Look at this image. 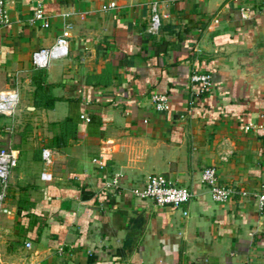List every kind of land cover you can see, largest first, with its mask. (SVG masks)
<instances>
[{"label":"crops","instance_id":"obj_1","mask_svg":"<svg viewBox=\"0 0 264 264\" xmlns=\"http://www.w3.org/2000/svg\"><path fill=\"white\" fill-rule=\"evenodd\" d=\"M110 1L45 0L44 28L28 23L34 0H6L0 91L27 83L36 126L32 141L8 144L18 161L22 151L28 158L11 172L0 264H264L255 199L215 202L201 182L207 166L235 190L264 182V130L255 126L264 85L248 83L238 64L264 27V0H113L102 9ZM153 2L169 14L157 34L148 29ZM65 21L68 56L34 68L33 51L50 46ZM36 71L53 86L49 107L35 103ZM201 72L212 75L209 90L190 79ZM153 93L167 96L168 110L154 108ZM45 147L55 150L49 166ZM153 174L188 187L190 201L160 207L135 196ZM117 175L119 187L106 189Z\"/></svg>","mask_w":264,"mask_h":264},{"label":"built area","instance_id":"obj_2","mask_svg":"<svg viewBox=\"0 0 264 264\" xmlns=\"http://www.w3.org/2000/svg\"><path fill=\"white\" fill-rule=\"evenodd\" d=\"M45 0H34V8L31 16L28 19L30 25L39 23L42 27H49V19L46 15L43 6ZM116 2L110 1L102 6V9L115 8ZM245 9L241 8L242 17H246ZM62 17L67 20L71 12H63ZM168 13H162L158 10V5L153 2L151 5V17L149 22V31L157 34L162 25V18L168 17ZM217 21V20H215ZM10 14L7 8L6 0H0V25L8 26L10 24ZM70 28V23L65 21L62 26V34L58 35L54 42L48 47H42L33 51L31 62L36 69H46L54 60L65 58L69 54V42L65 31ZM192 82H197L201 85L200 91L209 90L212 86V75L207 72L195 73L191 76ZM154 108L157 111L168 110L169 104L165 94L153 93L151 96ZM20 104V94L17 86L0 91V133L12 135L16 124V116ZM80 117L89 121L90 118L81 114ZM252 125V124H250ZM258 128L264 130V115L261 117ZM1 137V135H0ZM55 150L50 147L41 149V160L44 165L49 166L53 162ZM17 151L12 147H0V216L2 214H9L10 210L5 203L7 191L9 189V179L11 176V169L16 165ZM92 162L99 168L104 169L105 163L101 158L94 157ZM118 175L110 181L105 183L106 189H117ZM201 182L205 184L210 191L211 197L215 202H225L233 198L236 194L242 196H250L255 199L258 208L264 212V182L261 185V190L254 192H247L245 190H235L230 186H225L219 182L218 172L215 166H207L201 171ZM132 193L143 199H150L157 206H170L173 208L184 207L191 199L192 192L186 186L174 184L162 174L150 175L143 188L133 189ZM187 214V211H184ZM26 248H31L30 241L25 242Z\"/></svg>","mask_w":264,"mask_h":264},{"label":"rangeland","instance_id":"obj_3","mask_svg":"<svg viewBox=\"0 0 264 264\" xmlns=\"http://www.w3.org/2000/svg\"><path fill=\"white\" fill-rule=\"evenodd\" d=\"M20 94V104L18 107L17 111V116H16V124L14 128V133L12 135L4 134L3 132L0 133V147H7L8 144L10 145V142L13 143V140H15L17 143L18 142H23V141H32V127L36 126L34 123L36 122V119L33 118L34 116L32 115V111H28L26 108L28 105L32 106V91H30L29 85L26 83L21 84V91L19 90ZM33 124V125H32ZM34 128V127H33ZM27 152L22 151L19 161L18 166L16 169H18L21 165H24L27 160ZM16 162V165H17ZM15 165V166H16ZM15 166L11 169V172L14 170ZM11 186V176L9 179V188ZM9 198L11 199V195H8ZM8 222L2 221L0 218V233H1V240H3V235H5V229L8 228ZM5 238L4 243L2 245L5 247V249L8 246V242ZM12 240V239H11ZM0 245V247L2 246ZM6 261L7 259L4 258Z\"/></svg>","mask_w":264,"mask_h":264},{"label":"water","instance_id":"obj_4","mask_svg":"<svg viewBox=\"0 0 264 264\" xmlns=\"http://www.w3.org/2000/svg\"><path fill=\"white\" fill-rule=\"evenodd\" d=\"M243 59L238 64L242 67L247 82L264 85V27L253 33L251 45L243 54Z\"/></svg>","mask_w":264,"mask_h":264},{"label":"trees","instance_id":"obj_5","mask_svg":"<svg viewBox=\"0 0 264 264\" xmlns=\"http://www.w3.org/2000/svg\"><path fill=\"white\" fill-rule=\"evenodd\" d=\"M32 81L34 82V85L36 87V99L35 103L36 105L42 104L47 107L51 106L53 102L56 100L55 96L52 94V89L53 86L51 85H46L43 83V72L42 71H36L33 76H32ZM41 92L43 95H40ZM38 93V94H37ZM38 103V104H37ZM73 118L68 117L66 121H73Z\"/></svg>","mask_w":264,"mask_h":264}]
</instances>
